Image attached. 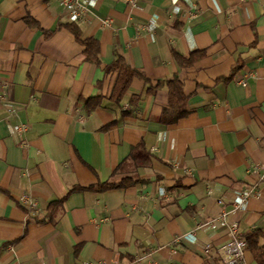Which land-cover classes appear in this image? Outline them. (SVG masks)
Segmentation results:
<instances>
[{"label": "crops", "instance_id": "0c3cea01", "mask_svg": "<svg viewBox=\"0 0 264 264\" xmlns=\"http://www.w3.org/2000/svg\"><path fill=\"white\" fill-rule=\"evenodd\" d=\"M90 7L75 24L96 51L59 0H0V264H225L203 247L224 224L171 242L253 184L229 219L264 227V0ZM119 60L135 71L120 100Z\"/></svg>", "mask_w": 264, "mask_h": 264}, {"label": "built area", "instance_id": "2783aa9c", "mask_svg": "<svg viewBox=\"0 0 264 264\" xmlns=\"http://www.w3.org/2000/svg\"><path fill=\"white\" fill-rule=\"evenodd\" d=\"M68 13V18L70 21L79 22L89 19L93 16L91 10L92 0H59ZM133 4H136L137 0H129ZM196 12H191V16H195ZM241 82L246 85V80H241ZM5 93L0 96V100L4 97ZM18 105H13L11 108L12 113H17L19 110ZM29 125L25 122H20L13 126V132L18 136L19 140L24 143L23 136L28 131ZM256 185L253 184L242 191H235L233 193V198L230 200L232 206L231 209L227 207V201L223 196L218 197L217 201L223 206L222 211L215 218L199 222L194 229L190 232L178 234L173 237L172 244L178 245L183 242V240L193 241L195 239V234L198 229L214 230L219 224H224L228 227V235L223 240L213 243L208 242L204 244V251L210 252L212 249H217L221 255V259L225 264H238L243 258L247 247V242L245 237L239 232L237 222L231 221L229 219V214L239 208L244 204L251 196L255 194ZM210 192V188H209ZM165 194V193H164ZM21 201L28 208H37L38 204L29 194L25 193L21 196ZM113 264H119L115 262Z\"/></svg>", "mask_w": 264, "mask_h": 264}, {"label": "trees", "instance_id": "16d2710c", "mask_svg": "<svg viewBox=\"0 0 264 264\" xmlns=\"http://www.w3.org/2000/svg\"><path fill=\"white\" fill-rule=\"evenodd\" d=\"M70 22L71 23L67 24L68 27H70L75 32L76 36L79 39H81L77 25L73 21ZM81 41H83V43L87 46V49L91 48L95 51L98 49V42L95 39H81ZM115 68H117V70L119 71L121 78V83L118 86L117 92V99L120 100L124 93H126L130 80L135 75V71L130 68L127 64H125L122 60L117 61ZM169 83L171 93V106L168 107L166 111L169 112L171 110L170 108H172L173 114L177 118L187 113V108L185 107L186 96L183 91L182 83L178 79V77L171 79ZM123 184L124 182H109L106 183V187H118ZM244 237L247 242L246 250L248 249L252 253L255 261L258 264H264V227H255Z\"/></svg>", "mask_w": 264, "mask_h": 264}]
</instances>
